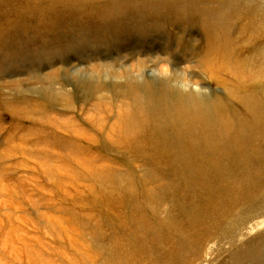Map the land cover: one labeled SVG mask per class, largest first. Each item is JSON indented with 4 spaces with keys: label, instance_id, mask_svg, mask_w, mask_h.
<instances>
[{
    "label": "rangeland",
    "instance_id": "374dc122",
    "mask_svg": "<svg viewBox=\"0 0 264 264\" xmlns=\"http://www.w3.org/2000/svg\"><path fill=\"white\" fill-rule=\"evenodd\" d=\"M0 264H264V0H0Z\"/></svg>",
    "mask_w": 264,
    "mask_h": 264
},
{
    "label": "bare ground",
    "instance_id": "6f19581e",
    "mask_svg": "<svg viewBox=\"0 0 264 264\" xmlns=\"http://www.w3.org/2000/svg\"><path fill=\"white\" fill-rule=\"evenodd\" d=\"M229 94V93H228ZM233 95V94H232ZM152 97V96H151ZM145 99V98H144ZM200 99V98H199ZM207 100V99H206ZM152 101H154V100H152ZM208 101V100H207ZM222 101V100H221ZM203 102V101H202ZM223 114V113H222ZM220 118H221V116H220ZM220 124H222V123H220ZM119 126V125H118ZM120 127V126H119ZM220 127V126H219ZM221 128V127H220ZM114 132V131H113Z\"/></svg>",
    "mask_w": 264,
    "mask_h": 264
}]
</instances>
